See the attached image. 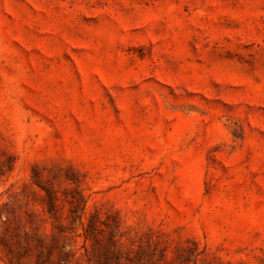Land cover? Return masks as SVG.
<instances>
[{
	"label": "rangeland",
	"instance_id": "374dc122",
	"mask_svg": "<svg viewBox=\"0 0 264 264\" xmlns=\"http://www.w3.org/2000/svg\"><path fill=\"white\" fill-rule=\"evenodd\" d=\"M0 264H264V0H0Z\"/></svg>",
	"mask_w": 264,
	"mask_h": 264
}]
</instances>
